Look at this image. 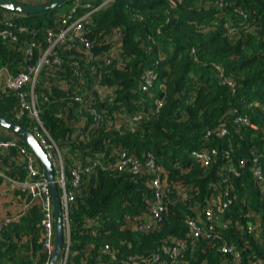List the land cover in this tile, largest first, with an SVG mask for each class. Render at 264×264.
<instances>
[{
  "label": "trees",
  "instance_id": "1",
  "mask_svg": "<svg viewBox=\"0 0 264 264\" xmlns=\"http://www.w3.org/2000/svg\"><path fill=\"white\" fill-rule=\"evenodd\" d=\"M93 8L83 30L42 63L35 88L40 122L63 153L73 194L60 259L264 264V193L253 173L256 164L264 173V0H70L46 13L0 9V66L12 74L38 66L48 33ZM4 30L16 39H4ZM20 106L0 76V114L34 131L39 122ZM245 117L248 123L239 120ZM1 137L25 144L0 125ZM209 148L218 150L209 165L192 156ZM124 153L140 164L137 173L116 167ZM150 154L160 170L146 165ZM0 172V182L28 178L19 145L0 148ZM158 174L163 218L141 228L153 219ZM15 188L29 202L24 215L0 225V264H47L42 201ZM208 208L217 213L211 221ZM189 220L201 235L193 236Z\"/></svg>",
  "mask_w": 264,
  "mask_h": 264
},
{
  "label": "built area",
  "instance_id": "2",
  "mask_svg": "<svg viewBox=\"0 0 264 264\" xmlns=\"http://www.w3.org/2000/svg\"><path fill=\"white\" fill-rule=\"evenodd\" d=\"M96 10V8L90 9L84 15L76 18V19H66L64 20L65 27L58 33L49 32L48 33V47L43 54L41 59V63L35 67H28L25 70L12 74L5 66H0V76H5V87L8 90L14 91L21 99L20 106V114H24L25 112L29 113V115L39 122V126L35 128L33 131L37 138L39 139L42 146L49 153L56 170V175L59 180V185L61 188V196L64 208V221H65V234H66V243H68L69 239V223H68V203L73 198V194L71 190H68L66 187V178L64 172V160L63 153L59 149V147L55 144V142L50 137L47 130L43 127L42 123L39 119V111L37 108V96L35 93V88L38 82L39 71L41 65L46 59H48L51 52L59 43H64L68 38H72L73 36H77L84 28L85 22H89L91 14ZM4 39H16L11 33L4 30L1 32ZM86 47L90 48V43H86ZM31 53V49L28 51ZM154 75L149 73L147 75L146 85L144 88L146 89L148 85L152 84ZM239 120H243L248 123L247 118H240ZM221 135L226 134V129L222 128L220 131ZM19 145L20 151L26 157V169L28 171V178L25 181L19 182L14 181L16 186L21 187L23 190H29L34 196H37L41 199L43 210L45 213V218L43 220L44 228H45V247L51 252L54 249V214H53V204L51 193L49 190V184L46 175L44 172L39 169L35 156L29 149L26 144L18 143L14 138H0V148L1 149H9L12 146ZM225 153L229 155V152L225 150ZM218 155V150L215 148L209 149H200L192 152V156L204 163L205 165H209L213 162L214 157ZM96 165L103 166V162L98 159L95 163ZM146 165L152 169L157 168L160 170V166L156 165V160L152 156L149 155V162ZM241 165H245L244 161H241ZM120 170H128L134 173H137L140 168V164L138 162H134L130 157L126 156V153L122 155V160L116 164ZM90 169V168H88ZM230 172L239 175L236 168H230ZM254 176L257 178L259 187L261 192L264 193V173L260 165L256 164L253 169ZM0 175L5 176L2 172ZM74 182L73 185L76 186L80 179V174L78 171L74 172ZM153 185L156 189L154 203L152 205V220H149L148 223L142 225L141 228L148 227L154 225L155 222H160L163 218L162 211L164 209V204L162 201L161 188H162V179L158 174L153 180ZM227 206V203L224 204ZM222 207H218V211H221ZM217 214L213 208H208L206 210V218L211 221L213 217ZM189 225L191 226V231L193 236H199L203 233V227L197 223L195 220H189ZM65 246V245H64ZM222 250L224 252L234 253L235 248L233 246L224 245ZM60 259V258H59ZM56 264H65L64 259L58 260Z\"/></svg>",
  "mask_w": 264,
  "mask_h": 264
},
{
  "label": "water",
  "instance_id": "3",
  "mask_svg": "<svg viewBox=\"0 0 264 264\" xmlns=\"http://www.w3.org/2000/svg\"><path fill=\"white\" fill-rule=\"evenodd\" d=\"M69 1L70 0H51L43 4H26L17 0H0V9L8 10L9 12H19L23 14L46 13L63 6ZM0 125L12 131H15L22 137L25 144L29 147L36 159L40 162L42 170L47 177L53 204L55 237L54 249L47 264H56L61 257L66 242V224L64 221V208L61 196V188L56 175L54 163L49 153L42 146L33 131L25 128L18 121L9 119L2 114H0Z\"/></svg>",
  "mask_w": 264,
  "mask_h": 264
},
{
  "label": "crops",
  "instance_id": "4",
  "mask_svg": "<svg viewBox=\"0 0 264 264\" xmlns=\"http://www.w3.org/2000/svg\"><path fill=\"white\" fill-rule=\"evenodd\" d=\"M15 187L14 183L0 182V225L6 219L21 217L28 207L27 197L17 194Z\"/></svg>",
  "mask_w": 264,
  "mask_h": 264
}]
</instances>
